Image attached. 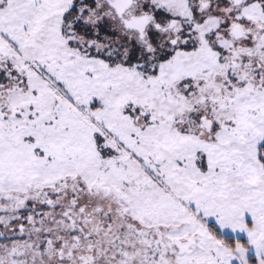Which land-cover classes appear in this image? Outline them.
Wrapping results in <instances>:
<instances>
[{"label":"snow or ice","instance_id":"snow-or-ice-1","mask_svg":"<svg viewBox=\"0 0 264 264\" xmlns=\"http://www.w3.org/2000/svg\"><path fill=\"white\" fill-rule=\"evenodd\" d=\"M0 264H264V0H0Z\"/></svg>","mask_w":264,"mask_h":264}]
</instances>
